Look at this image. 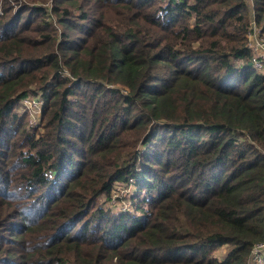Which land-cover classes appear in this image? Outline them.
Returning <instances> with one entry per match:
<instances>
[{
  "label": "trees",
  "instance_id": "16d2710c",
  "mask_svg": "<svg viewBox=\"0 0 264 264\" xmlns=\"http://www.w3.org/2000/svg\"><path fill=\"white\" fill-rule=\"evenodd\" d=\"M252 1L0 0V264H247L264 242ZM121 184L138 191L114 212Z\"/></svg>",
  "mask_w": 264,
  "mask_h": 264
},
{
  "label": "built area",
  "instance_id": "2783aa9c",
  "mask_svg": "<svg viewBox=\"0 0 264 264\" xmlns=\"http://www.w3.org/2000/svg\"><path fill=\"white\" fill-rule=\"evenodd\" d=\"M248 40V46L253 54V66L256 70L262 72L264 70V33L257 25L254 12L252 14ZM22 101L28 109L32 110L29 120L30 128L38 127L40 123L39 118L41 116L43 100L40 97H27L22 99ZM247 264H264V242L259 243L255 247H253Z\"/></svg>",
  "mask_w": 264,
  "mask_h": 264
},
{
  "label": "rangeland",
  "instance_id": "374dc122",
  "mask_svg": "<svg viewBox=\"0 0 264 264\" xmlns=\"http://www.w3.org/2000/svg\"><path fill=\"white\" fill-rule=\"evenodd\" d=\"M253 4V5H252ZM250 6L252 9V6H254V3L252 0H250ZM253 10V9H252ZM37 100V99H36ZM22 105L19 108V111L23 113L25 110L30 111V117H31V109H28L24 104L23 101H21ZM42 109V108H41ZM40 119V118H39ZM137 188L132 187L131 185H120L119 188L115 190L114 193V200L111 203H106V206L108 209L113 210L114 212L120 211V210H133L132 204L134 203L132 200L133 196H135L137 192ZM226 250L222 249L221 252L224 253Z\"/></svg>",
  "mask_w": 264,
  "mask_h": 264
},
{
  "label": "crops",
  "instance_id": "0c3cea01",
  "mask_svg": "<svg viewBox=\"0 0 264 264\" xmlns=\"http://www.w3.org/2000/svg\"><path fill=\"white\" fill-rule=\"evenodd\" d=\"M263 72H264V70H263Z\"/></svg>",
  "mask_w": 264,
  "mask_h": 264
}]
</instances>
